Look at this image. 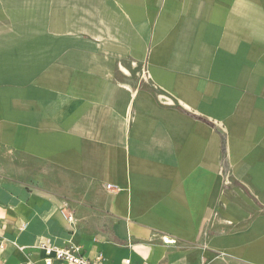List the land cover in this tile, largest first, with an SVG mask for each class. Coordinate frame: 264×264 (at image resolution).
Here are the masks:
<instances>
[{"label": "crops", "instance_id": "obj_1", "mask_svg": "<svg viewBox=\"0 0 264 264\" xmlns=\"http://www.w3.org/2000/svg\"><path fill=\"white\" fill-rule=\"evenodd\" d=\"M0 151V264H264V0H0Z\"/></svg>", "mask_w": 264, "mask_h": 264}, {"label": "built area", "instance_id": "obj_2", "mask_svg": "<svg viewBox=\"0 0 264 264\" xmlns=\"http://www.w3.org/2000/svg\"><path fill=\"white\" fill-rule=\"evenodd\" d=\"M148 78L149 77L147 71L143 70L142 79ZM5 243L6 240L0 234V248H3ZM39 248L43 252L45 264H54L56 262H66L68 264H95L85 259L82 256L80 249L74 245H69L67 247H58L43 242L40 244ZM124 264H129V260H126Z\"/></svg>", "mask_w": 264, "mask_h": 264}, {"label": "rangeland", "instance_id": "obj_3", "mask_svg": "<svg viewBox=\"0 0 264 264\" xmlns=\"http://www.w3.org/2000/svg\"><path fill=\"white\" fill-rule=\"evenodd\" d=\"M1 151H0V171H1ZM14 166H10V169L14 170L15 172L17 171L18 167H17V159L13 160ZM30 170H33V167L29 168ZM41 173L39 174V176H37V178L39 179V181L37 183H31V184H25L27 187H32L33 189L36 190H40L46 194H49L50 192V188L53 185L50 182V175H49V168H41ZM95 213L97 212V209H94ZM76 218H80L83 221L86 220H98V218L101 219V217H103L102 215H96V214H91V215H80V216H75ZM73 216L72 222H76V219ZM85 233H99L97 231H86Z\"/></svg>", "mask_w": 264, "mask_h": 264}]
</instances>
